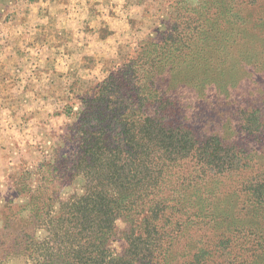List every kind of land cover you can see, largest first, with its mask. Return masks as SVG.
<instances>
[{
	"label": "trees",
	"instance_id": "16d2710c",
	"mask_svg": "<svg viewBox=\"0 0 264 264\" xmlns=\"http://www.w3.org/2000/svg\"><path fill=\"white\" fill-rule=\"evenodd\" d=\"M206 2L215 3L213 17L192 14L198 7L176 8L165 30L92 95L80 97L84 108L66 138L72 151L61 160L83 179L82 192L63 200L45 222L47 235L31 243L37 264H264V233L256 231L264 221L258 225L254 220L264 219L260 168L237 187L251 221L243 219L215 244L199 243L190 255L183 254L185 239L215 221L187 203L186 190L195 189V181L254 170L258 153L253 145L264 138L259 106L215 98V106L234 110L231 121L242 135L240 141L228 142L213 128L194 125L187 98L176 94L189 83L186 75L179 81L175 76L190 67L195 43L203 46L212 40L227 46L223 36L206 27L224 8L218 0H200V8ZM189 173L193 183L175 185L178 175ZM120 219L126 223L122 230ZM240 233L247 238L243 247L237 244ZM118 239L126 244L120 252L112 247ZM179 254L184 258H177Z\"/></svg>",
	"mask_w": 264,
	"mask_h": 264
},
{
	"label": "rangeland",
	"instance_id": "374dc122",
	"mask_svg": "<svg viewBox=\"0 0 264 264\" xmlns=\"http://www.w3.org/2000/svg\"><path fill=\"white\" fill-rule=\"evenodd\" d=\"M218 1L221 2L224 12L218 13L219 18L215 22L209 20L206 27L211 32L223 36L227 46L222 47L212 40L203 46L195 43L187 61L190 67L186 68V73H183L184 68L175 76L176 81H179L186 75L185 81L189 83H184L183 88H178L176 94L187 98V113L194 125L213 128V132L220 133L226 141L238 142L242 135L235 126L236 123L231 121L230 115L233 116L234 110L219 108L215 106L214 100L217 96L229 98L228 101L233 99L243 107L259 106L264 113V0ZM38 2L39 0H0V52L9 36L12 39L9 27L14 26L16 29L30 28L29 26L35 28L47 23L54 26L70 24L81 31H93V34L97 33L96 36L110 35L113 42H118L119 39H114L119 37L121 50H126L120 65L122 66L125 61L137 55L141 46L154 38L159 31L166 29L176 8L188 5L198 7L192 14L210 17L216 13L215 3L206 2L200 8V0H49L48 4ZM103 14L106 17H102ZM19 38L17 36L18 43L22 44ZM75 46L70 49L68 45L67 49L78 52L80 45L78 48ZM28 53H32L31 48ZM119 67L108 68L93 83L81 80L76 84L73 100H50L55 105V112L51 116L52 119L47 120L48 126L38 129L37 133L7 132L6 127L11 126L12 120L21 125V121L25 122L24 118H28L22 114H11V122L7 124L10 114L7 116L4 122L6 127L0 128V264H37L38 253L31 243H38L47 235L45 222L50 216L57 214L60 203L82 192L83 179L75 176L70 166L64 165L61 160L72 151V142L66 140L71 132L69 127L76 122L79 112L84 108L80 97L92 95ZM53 77L57 78V75L50 78ZM23 79L27 81L28 78L23 76ZM23 88L26 91L27 86ZM58 92L50 90L47 95L62 96V93L65 94L68 90ZM77 93L81 95L79 98L76 97ZM211 119L216 122L213 123ZM233 120H236V117ZM253 147L258 153L257 166L253 172L249 171L237 177L220 176L201 182L193 181L194 183L192 173L180 174L175 178L176 186L183 181L196 184L195 189L192 187L186 190L187 203L195 211L210 215L215 220L199 228L191 238L185 239L187 246L183 254L190 255L199 243L207 244L212 240L215 244L221 233L232 234L235 226L240 225L243 219L251 221V217H245L243 211L246 208V199L237 193V187L258 168L264 169V138L262 143ZM185 176L190 177L185 180ZM254 220L258 225L264 221ZM117 226L122 230L126 223L120 219ZM256 231L264 233V226L261 225ZM242 236L240 233L239 239L237 238L241 240L237 243L240 247L245 246L247 242V238ZM125 245L124 239H118L112 247L120 252ZM177 258L184 257L179 254ZM220 259L218 257L219 261Z\"/></svg>",
	"mask_w": 264,
	"mask_h": 264
},
{
	"label": "crops",
	"instance_id": "0c3cea01",
	"mask_svg": "<svg viewBox=\"0 0 264 264\" xmlns=\"http://www.w3.org/2000/svg\"><path fill=\"white\" fill-rule=\"evenodd\" d=\"M48 2L39 0L38 3ZM102 17L106 16L103 14ZM29 27H9L12 39L7 33L9 38L0 52V128L6 127L4 122L9 114L7 124L11 122V114L26 115L29 119L24 118L26 121L22 120L21 125L12 120L11 126L6 127L7 132L22 131L21 134L25 131L37 133L38 129L48 126L55 112L53 102L73 100L76 84L81 80L95 82L108 68L119 67L126 55L125 48L121 50L119 37L114 39H119L118 42H113L110 35L99 34L97 37L93 31H81L70 24L54 26L47 23L35 28ZM79 35L84 37L79 38ZM17 36L21 38L22 44L18 43ZM74 43L80 45L78 52L67 49L68 45L72 49ZM30 48L31 54L28 53ZM55 74L57 78H50ZM23 76L28 78L27 81ZM50 90L68 92L50 97L47 95ZM77 96L79 98L81 95L77 93Z\"/></svg>",
	"mask_w": 264,
	"mask_h": 264
}]
</instances>
